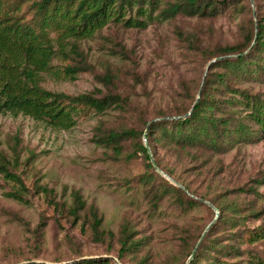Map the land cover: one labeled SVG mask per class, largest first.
Wrapping results in <instances>:
<instances>
[{"label":"rangeland","instance_id":"374dc122","mask_svg":"<svg viewBox=\"0 0 264 264\" xmlns=\"http://www.w3.org/2000/svg\"><path fill=\"white\" fill-rule=\"evenodd\" d=\"M213 1L218 10L212 15L178 13L143 29L110 23L77 41L86 70L75 79L62 69L78 63L77 56L56 57L51 70L42 73L45 89L100 98L119 95L122 107L104 112L80 108L68 129L0 113V151L8 170L24 185L0 172V264H72L81 259L184 264L212 221L197 247V264H264V182L258 183L264 175V135L253 133L218 151L154 141L153 157L171 179L188 187L194 197L185 195L196 205L187 204L166 182L178 185L149 169L139 150L147 142L146 123L191 107L216 48L241 42L253 27V12L256 19L264 15V0ZM21 15L33 17L29 3ZM210 70L209 78H215L219 68ZM107 74L110 81L104 80ZM231 84L264 93V80ZM129 129L134 134L119 139V149L106 143L110 131ZM16 190L28 202L7 195ZM75 192L84 202L77 220L69 213ZM92 207L101 218L99 230L111 236L94 238ZM125 235L131 241L121 253L119 240Z\"/></svg>","mask_w":264,"mask_h":264},{"label":"trees","instance_id":"16d2710c","mask_svg":"<svg viewBox=\"0 0 264 264\" xmlns=\"http://www.w3.org/2000/svg\"><path fill=\"white\" fill-rule=\"evenodd\" d=\"M28 3L33 9V17L25 20L21 11ZM250 3L253 4L252 1ZM217 10V4L213 0H0V113L23 114L54 128L68 129L75 122L73 112L80 108L104 112L115 106L122 107L119 95L110 94L100 98L92 93L69 95L45 89L40 85L42 73L51 70L52 60L56 57L68 60L77 56L80 57L78 63L68 64L62 69L65 76L75 79L79 72L86 70L77 41L94 36L110 23L143 29L153 21L166 20L178 13L206 16ZM253 18V27L244 34L241 42L216 48L217 52L212 55L216 60L210 61L207 66L199 89L200 97L196 102L194 98L192 112L184 116L190 111L191 105L183 113L161 115L158 120L149 124L146 139L152 156H155V140H163L177 149L196 146L218 151L228 143L250 138L253 133L264 135V93H250L245 88L240 89L231 84V81L264 80V15L256 19L254 11ZM216 67L219 68L216 77L209 78V70ZM104 80L110 81L111 75H105ZM224 91L227 95H223ZM236 103L240 107H230ZM132 134V129L110 131L105 140L106 143H113V148L119 149V139ZM139 150L142 151L148 168L155 171L143 143L139 144ZM154 160L163 171L157 159ZM0 172L24 188L20 178L8 170L6 158L1 151ZM149 176L155 175L150 173ZM260 182H264V175L258 180ZM166 183L187 204H198L195 199L185 195L190 193L187 186L183 185L187 190L185 191L182 188L180 190L179 186L177 188ZM39 189L44 194L48 193L46 187ZM19 190L10 191L7 195L21 202H28ZM249 190L255 192L253 187ZM73 197L69 213L77 220L84 202L77 192ZM48 203L57 206L53 200H48ZM219 209L221 212L222 209ZM91 214L94 238L101 240L108 232L99 230L101 218L94 207L91 208ZM108 234L112 235L111 232ZM130 241L129 235L119 240L121 253L127 249ZM132 244H135L133 239ZM197 256L196 250L189 264H197ZM108 262L107 259H81L72 264Z\"/></svg>","mask_w":264,"mask_h":264},{"label":"water","instance_id":"95a60500","mask_svg":"<svg viewBox=\"0 0 264 264\" xmlns=\"http://www.w3.org/2000/svg\"><path fill=\"white\" fill-rule=\"evenodd\" d=\"M214 60H216V58L213 59V60H211V62H213ZM211 62H210V63H211ZM210 63H209V64H210ZM203 79H204V77H203ZM199 97H200V91L198 92V94H197V96H196V100H195V102L199 99ZM194 105H195V103L192 105L190 111H189L186 115H184V116H187V115H189V114L192 112ZM169 118H178V117H169ZM158 119H159V118H157V119H153V120H151V121H149V122L147 123L146 128H145L144 133H143V136H144V139H145V140H146V133H147V129H148V127H149V124H150L152 121H154V120H158ZM144 145H145V147L147 148V152H148V154H149L150 162H151L153 168L155 169V171H156L157 173L161 174L162 176L166 177L167 179H170L174 184L178 185V186H179L180 188H182L183 190L187 191V190L184 188V186H183L182 184H180L179 182H177V181L171 179V178L168 176V174H166L165 172H163V171L158 167V165L156 164V162H155V160H154V158H153V156H152V154H151V151H150V148H149L147 142H145ZM189 195H191L192 197H194V195L191 194V193H189ZM200 200H201V201H204L205 203H207L210 207H212V208L217 212V209H216V208H215L210 202H208V201H206V200H204V199H200ZM213 222H214V221H212V222H211L209 225H207V227L204 229V231H203L202 235L200 236V238H199L197 244L195 245L194 249L192 250L191 254L189 255V257L187 258V260H186V262H185L184 264H189V263L191 262V260L194 258L195 253H196V250H197V247H198L200 241L202 240V238H203L205 232L208 230V228L210 227V225H211ZM116 261H117V260H116ZM61 264H63V263H61ZM117 264H120V263L117 262Z\"/></svg>","mask_w":264,"mask_h":264}]
</instances>
